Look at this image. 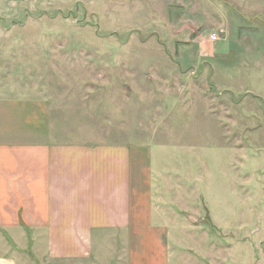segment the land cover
<instances>
[{
	"label": "rangeland",
	"instance_id": "obj_1",
	"mask_svg": "<svg viewBox=\"0 0 264 264\" xmlns=\"http://www.w3.org/2000/svg\"><path fill=\"white\" fill-rule=\"evenodd\" d=\"M0 84L85 140L163 148L168 264H264V0H0ZM21 237L17 264H63Z\"/></svg>",
	"mask_w": 264,
	"mask_h": 264
},
{
	"label": "crops",
	"instance_id": "obj_2",
	"mask_svg": "<svg viewBox=\"0 0 264 264\" xmlns=\"http://www.w3.org/2000/svg\"><path fill=\"white\" fill-rule=\"evenodd\" d=\"M54 97L0 84V264H17L7 235L63 264L101 262L106 247L113 264H168L178 198L163 148L85 140Z\"/></svg>",
	"mask_w": 264,
	"mask_h": 264
},
{
	"label": "built area",
	"instance_id": "obj_3",
	"mask_svg": "<svg viewBox=\"0 0 264 264\" xmlns=\"http://www.w3.org/2000/svg\"><path fill=\"white\" fill-rule=\"evenodd\" d=\"M211 38H212V39H215V38H216V36H215V35H212V36H211Z\"/></svg>",
	"mask_w": 264,
	"mask_h": 264
}]
</instances>
